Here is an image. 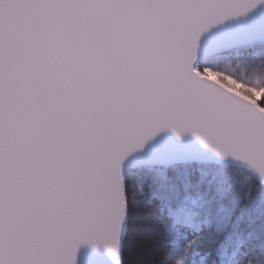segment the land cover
Returning <instances> with one entry per match:
<instances>
[{"label":"snow or ice","instance_id":"snow-or-ice-1","mask_svg":"<svg viewBox=\"0 0 264 264\" xmlns=\"http://www.w3.org/2000/svg\"><path fill=\"white\" fill-rule=\"evenodd\" d=\"M264 264V0H0V264Z\"/></svg>","mask_w":264,"mask_h":264},{"label":"trees","instance_id":"trees-1","mask_svg":"<svg viewBox=\"0 0 264 264\" xmlns=\"http://www.w3.org/2000/svg\"><path fill=\"white\" fill-rule=\"evenodd\" d=\"M139 247L135 242L132 254L127 258L128 264H165L166 248L163 242H158L146 235L138 234ZM194 264H199V257H193ZM167 264H175V260L167 258Z\"/></svg>","mask_w":264,"mask_h":264}]
</instances>
